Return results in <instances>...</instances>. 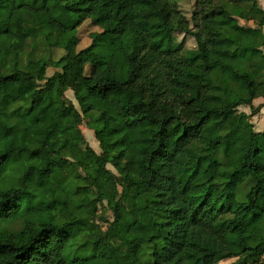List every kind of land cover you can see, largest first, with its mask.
Wrapping results in <instances>:
<instances>
[{
  "label": "trees",
  "instance_id": "1",
  "mask_svg": "<svg viewBox=\"0 0 264 264\" xmlns=\"http://www.w3.org/2000/svg\"><path fill=\"white\" fill-rule=\"evenodd\" d=\"M241 106L264 108L258 0H0V264H264Z\"/></svg>",
  "mask_w": 264,
  "mask_h": 264
},
{
  "label": "rangeland",
  "instance_id": "2",
  "mask_svg": "<svg viewBox=\"0 0 264 264\" xmlns=\"http://www.w3.org/2000/svg\"><path fill=\"white\" fill-rule=\"evenodd\" d=\"M258 3L261 8L264 9V0H258ZM245 10L242 8H236L234 10V17L237 19V21L242 25L247 26H253L252 22H248L245 18ZM191 41L190 38L187 39V42L189 43ZM226 48V45H223L220 49V53L224 59V61H227L228 59L224 56V50ZM53 70L47 69V74L51 75ZM66 97L71 99L75 106L79 109L81 104L87 103V99H83L82 96H78L74 98V93L72 90H67L65 92ZM261 101L256 100L255 104H259ZM44 106V103L41 102V107ZM228 123L231 125V127L234 130V137L237 139V146L236 150L234 152V165H239L240 158L242 154L246 151L250 144V130H254L255 132H264V108L261 110L260 113L257 115L251 117L250 115V108L248 106H241L237 108L236 110L232 111L228 115ZM82 131L85 135L86 140L90 144V146L97 152H100L101 149L98 145L97 140L95 139L94 133L91 129H88V127L83 123L81 125ZM41 129V137L40 142L44 143L47 139L49 133H50V127L48 124L44 123L40 126ZM112 170L115 172V169L112 168ZM32 177L40 182L43 185V188L45 190H48L50 188V185L46 183L44 180L39 179L37 176L32 175ZM30 207L29 200L27 197H24L21 201V205L19 210L17 211V215H23L25 214ZM34 217H37L39 220H45L46 215L45 213H40V211H34L33 212Z\"/></svg>",
  "mask_w": 264,
  "mask_h": 264
}]
</instances>
